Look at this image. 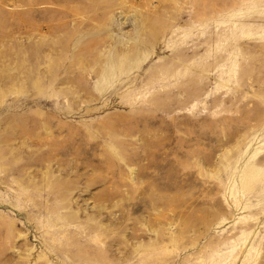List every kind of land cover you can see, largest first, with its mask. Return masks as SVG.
<instances>
[{
  "label": "rangeland",
  "instance_id": "374dc122",
  "mask_svg": "<svg viewBox=\"0 0 264 264\" xmlns=\"http://www.w3.org/2000/svg\"><path fill=\"white\" fill-rule=\"evenodd\" d=\"M0 264H264V0H0Z\"/></svg>",
  "mask_w": 264,
  "mask_h": 264
}]
</instances>
